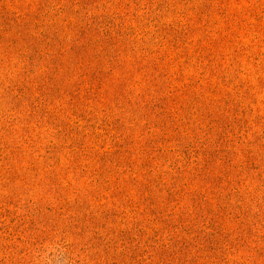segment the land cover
Segmentation results:
<instances>
[{"label": "rangeland", "instance_id": "1", "mask_svg": "<svg viewBox=\"0 0 264 264\" xmlns=\"http://www.w3.org/2000/svg\"><path fill=\"white\" fill-rule=\"evenodd\" d=\"M0 264H264V0H0Z\"/></svg>", "mask_w": 264, "mask_h": 264}]
</instances>
